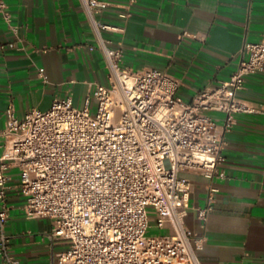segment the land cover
I'll return each mask as SVG.
<instances>
[{"label":"built area","instance_id":"2783aa9c","mask_svg":"<svg viewBox=\"0 0 264 264\" xmlns=\"http://www.w3.org/2000/svg\"><path fill=\"white\" fill-rule=\"evenodd\" d=\"M83 7L109 83L95 87L94 109L90 98L78 108L68 96L22 118L9 113L0 156V264H27L12 256L6 233L11 166L19 170L26 217L50 220L52 239L66 245L59 264H202L197 251L203 240L186 225L190 176L224 177L218 167L225 134L237 114L257 112L238 94L248 76L264 72V33L259 42L245 43L228 80L186 102L178 94L180 81L167 71L125 70L123 50L103 35L115 28L95 19L101 2L83 0ZM6 9L0 0L17 33ZM217 192L210 183L205 206L196 209L200 222L207 221ZM151 210L163 235H149Z\"/></svg>","mask_w":264,"mask_h":264},{"label":"crops","instance_id":"0c3cea01","mask_svg":"<svg viewBox=\"0 0 264 264\" xmlns=\"http://www.w3.org/2000/svg\"><path fill=\"white\" fill-rule=\"evenodd\" d=\"M3 1L17 33L0 11V44L7 46L0 50V156L10 112L22 118L68 96L83 108L97 85L109 83L83 0ZM98 1L95 19L115 28L103 35L123 50V68L167 71L180 81L178 94L186 102L228 80L245 43L259 42L264 33V0ZM238 96L257 112L237 114L225 134L218 167L224 177L211 182L190 176L194 193L186 225L203 240L197 251L202 264H264V72L248 76ZM6 175L12 256L27 264H59L65 243L52 239L50 220L26 217L16 187L19 170L11 166ZM210 183L218 192L202 223L196 209L205 206Z\"/></svg>","mask_w":264,"mask_h":264},{"label":"rangeland","instance_id":"374dc122","mask_svg":"<svg viewBox=\"0 0 264 264\" xmlns=\"http://www.w3.org/2000/svg\"><path fill=\"white\" fill-rule=\"evenodd\" d=\"M149 227V235L151 236H159L164 234V232L157 228L156 215L152 210L149 212Z\"/></svg>","mask_w":264,"mask_h":264}]
</instances>
